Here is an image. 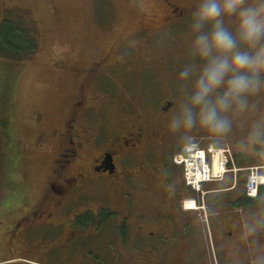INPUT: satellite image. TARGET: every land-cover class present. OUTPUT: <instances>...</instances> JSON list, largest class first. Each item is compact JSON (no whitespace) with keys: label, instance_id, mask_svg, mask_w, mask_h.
I'll list each match as a JSON object with an SVG mask.
<instances>
[{"label":"rangeland","instance_id":"1","mask_svg":"<svg viewBox=\"0 0 264 264\" xmlns=\"http://www.w3.org/2000/svg\"><path fill=\"white\" fill-rule=\"evenodd\" d=\"M172 1L171 5L177 4L176 8L180 11L186 10L183 15H179L178 10L171 19V5L167 0H0V31L5 23L14 26L26 32L37 47L33 53H28L29 59L23 60L20 58L21 53H17L19 50L9 49L0 36V144L4 145L0 146L3 152L9 151L13 147L15 135L21 138L25 150L19 174L14 173L13 177L19 184L17 187H23L21 182L24 184L22 206L16 212L4 216L2 221L14 219L20 208L28 209L42 194L47 197L51 194L46 183L51 163L59 154L60 143L50 139V135L54 129H61L64 121L69 119L71 104L77 96L76 75L89 68L93 62L106 57L113 63L120 62L116 68L104 70L115 73L102 74V80L94 83V89L91 88L90 80L94 74L89 78L87 93L84 94L97 99V115L114 119L116 124L121 120L130 122L136 116L145 122L153 120L163 124L172 116L175 108L168 111L163 109L168 102L175 105L181 96V89L190 86L178 82L177 76L182 67L191 61L188 55L192 38L189 26L191 13L197 7L198 0ZM28 51L25 49L24 52ZM149 92L156 93L158 99L144 97ZM94 113L89 115L93 117L90 123L96 120ZM146 113L148 116H145ZM38 115L42 118L40 123L36 122ZM261 117H264V106L258 111L250 109L234 120L232 131L220 140L211 139L194 129L192 139L180 148L195 143L207 148H222L225 144L232 149L238 146L239 150H233L247 155V161L254 163L252 160L257 159V156H264V145L257 143L262 146V149L257 150L256 144L248 140V135L253 123ZM41 136L46 142L39 147L37 144ZM168 136L174 144L181 140L178 133ZM177 158L176 155L174 163L179 166ZM161 162L163 164V159ZM253 166L261 164L249 167ZM169 174L174 176V180H182L174 170L169 171ZM129 181L132 182V178L121 185L126 187ZM88 193L89 203L107 201L108 206L124 215L125 194L133 191L126 192L116 187L115 191L114 188H104ZM146 194L145 190H135L133 204L136 203L135 198L142 199ZM214 194L210 193L206 198H202L201 194L198 209L186 211L191 220L196 217L199 219L196 231L201 229L199 236L196 233L187 237L185 232L172 227L162 229L160 221L155 220L160 229L152 245L154 249L168 247L171 253L170 256H160L162 258L156 261L158 264H251L254 257H264V250L259 247L264 245V229H260L254 237H248V240L244 238L243 227L253 219H264V204L260 212L250 217L244 212L214 209ZM191 200L194 199L185 197L184 205ZM209 207L214 210L212 222ZM1 220L0 264H89L85 261L74 263L73 255L63 257L61 253L41 249L40 242L44 240L47 244L49 237L37 231L30 235L31 245L23 248L18 241L13 248L9 242L13 237L7 239L8 226ZM132 221L133 225H139L137 219ZM231 222L237 223L233 230L234 237L227 235ZM139 237L137 245L140 248L136 253L134 240L125 244L118 236L111 237V249L104 245L101 262L95 259L96 264H129L134 259L146 261L144 258H151L152 255L143 254L147 252L142 247L147 240L143 236ZM191 247L193 250L188 251Z\"/></svg>","mask_w":264,"mask_h":264},{"label":"flooded vegetation","instance_id":"2","mask_svg":"<svg viewBox=\"0 0 264 264\" xmlns=\"http://www.w3.org/2000/svg\"><path fill=\"white\" fill-rule=\"evenodd\" d=\"M167 1L169 5L173 2ZM176 7L175 3L171 5L170 18L175 17L179 10ZM185 10H179V15H183ZM119 63H113L107 57L102 58L76 75L77 96L71 104L70 117L64 121L61 129H54L50 135V139L60 143L59 154L51 163V172L46 183L51 194L48 197L42 194L32 205H27L28 209L20 208L14 219L2 221L8 226L7 239L13 237L9 241L11 247L14 248L18 241L23 248L31 245L30 235L37 231L49 237L47 244L44 240L40 242L41 249L61 253L63 257L73 255L74 263L85 261L90 264L92 261L96 264V260L101 259L104 245L111 249V237L118 236L125 244L134 240L136 253L140 248L137 240L139 236H143L147 240L145 246H142L147 252L143 254L152 256L144 258L146 261L131 260L129 264H158L156 261L162 258L160 256H170L171 253L168 247L154 249L152 245L153 239L158 236L157 230L160 229L155 224L156 219L160 221L162 229L172 227L185 232L187 237L192 229L199 227V219L196 217L191 220L186 211L197 210L201 200L196 198V203L191 200L185 208L183 200L191 192L182 180H174V176L169 174L173 170L176 174L184 173L176 167H170L168 160L171 154L185 151L187 147H180L190 141L181 139L177 144L173 143L168 136L170 132L167 127L171 117L163 124L153 120L145 122L138 116L130 122L121 120L116 124L114 119L97 115V99L84 94L87 93V83L90 80L91 88L94 89V83L102 80V74L115 73L104 70L116 68ZM94 66L97 68L93 69ZM92 74L94 75L89 80ZM170 108H174V104L168 102L163 110L168 111ZM92 112H95L96 120L90 123L92 116L89 115ZM41 119V115H38L36 122L40 123ZM178 134L180 137L183 135L180 132ZM45 142L46 139L41 136L37 145L42 147ZM162 159L163 164L166 165L167 162L169 167L162 164ZM127 176L132 178V182L129 181L124 187L121 184L130 179ZM116 187L126 192L133 191L125 194L124 215L108 206L107 201L88 202L89 191L104 188H114L115 191ZM135 190H145L147 194L142 199L135 198L134 205L132 198L135 197ZM217 191L223 192L221 189ZM136 219L138 226L133 225L132 220ZM235 223L228 225L227 235L230 237H234ZM190 250L193 247L188 248Z\"/></svg>","mask_w":264,"mask_h":264},{"label":"clouds","instance_id":"3","mask_svg":"<svg viewBox=\"0 0 264 264\" xmlns=\"http://www.w3.org/2000/svg\"><path fill=\"white\" fill-rule=\"evenodd\" d=\"M189 31L191 61L177 80L190 86L181 89L168 131L191 140L195 129L220 140L232 131L236 118L264 106V0H198ZM248 140L264 145V117L253 123ZM257 195L254 187L249 196ZM243 227L245 239L254 237L264 229V219ZM259 247L264 250V245ZM262 261L264 257L256 256L251 264Z\"/></svg>","mask_w":264,"mask_h":264},{"label":"trees","instance_id":"4","mask_svg":"<svg viewBox=\"0 0 264 264\" xmlns=\"http://www.w3.org/2000/svg\"><path fill=\"white\" fill-rule=\"evenodd\" d=\"M4 27H2L0 31V36L5 42L6 45H8V48L10 49H17L20 54V58L23 60H27V58L30 54L33 53L36 50V43L33 42L27 35L26 32L20 31L18 28H15L14 26H10L9 24L5 23L3 24ZM22 35L24 38H22ZM2 42V41H1ZM25 49H28V52H24ZM25 56V57H24ZM177 95V93H175ZM144 97L151 100L152 97L155 99H158L156 93L149 92L145 93ZM145 101V100H144ZM145 104V102H143ZM168 104V103H167ZM147 105H142V107H145ZM147 111V110H146ZM144 111V112H146ZM145 116H148L147 113ZM13 147L8 151L6 150L3 152V148L0 146V220L4 216H8L10 212H16V210L22 206L23 198H24V184L21 182L23 187H17L16 181L14 177V173L19 174L18 169H21L22 160L25 153L23 144L21 145V138H18V136H13ZM188 143V142H186ZM4 146L3 144H0ZM6 145V144H5ZM207 148V147H203ZM256 149L260 150L262 149V146L256 144ZM179 152V153H183ZM178 153V152H177ZM176 153L171 154V158L168 160V165L170 167H176L177 169L183 171L182 168H178V166L173 161V156H175ZM234 156H235V162L240 169H245L249 167L252 164H261V166H264V156H257V159L252 160V162H248L247 159L249 157L247 155L243 156L242 153H238L234 150ZM166 162V166L169 167ZM180 178L184 181L183 178V172L178 173ZM248 172L246 171H240L237 175V184L236 187L232 190H229L232 188L234 183L233 174L230 173L226 176V179L223 182H217V183H207L203 186V192H209V191H215L217 189L224 190V193H215L214 199L212 202L213 208H225L229 212H244L245 214L251 215L256 214L260 212L262 204H264V187L260 188L259 195L256 199H250L246 196L245 193V183L247 180ZM24 188V189H23ZM191 194L187 197H191L193 199H200V194L193 191L191 188L187 187ZM209 195V194H207ZM205 196V198L207 197ZM213 208L209 207V214H210V222H212V216H213ZM2 222V220H1ZM201 228V226H200ZM198 229V228H197ZM197 229H192L190 231V236L198 233V236L201 234V229H199L198 232ZM250 240V238H248Z\"/></svg>","mask_w":264,"mask_h":264},{"label":"built area","instance_id":"5","mask_svg":"<svg viewBox=\"0 0 264 264\" xmlns=\"http://www.w3.org/2000/svg\"><path fill=\"white\" fill-rule=\"evenodd\" d=\"M187 151L191 156V158H188L190 163H186L190 169L184 174V179L186 184L194 190H201L203 184L207 182H222L224 181L225 176L229 173H232L235 176L236 181L238 172L243 170L248 172V178L245 185V191L248 198H256L249 196V192L254 187L258 188L259 194L260 188L264 186V183H254L258 178L264 179V166H253L246 169H239L236 165L234 154L228 146L222 148L217 146L203 148L199 143H195L187 148ZM217 155H219V158L215 159ZM216 160H218V162H216ZM215 162L217 163V168ZM235 183L233 188L235 187Z\"/></svg>","mask_w":264,"mask_h":264},{"label":"bare ground","instance_id":"6","mask_svg":"<svg viewBox=\"0 0 264 264\" xmlns=\"http://www.w3.org/2000/svg\"><path fill=\"white\" fill-rule=\"evenodd\" d=\"M192 145H190V146H187V148H189V147H191ZM176 155L177 156H181V157H179L178 159H177V162H178V164H180L179 166H178V168H182L183 170H184V168H185V171H184V173H183V178L185 177L184 176V174L185 173H187V171H189V167L187 166V164L186 163H190V161L188 160V158L190 157L191 158V156L189 155V152L188 151H184L183 153H176ZM175 155V156H176ZM175 156H173V161H174V157ZM219 158V155H217L216 157H215V159H218ZM216 162H218V160H216ZM215 162V164H216V168H217V163Z\"/></svg>","mask_w":264,"mask_h":264},{"label":"crops","instance_id":"7","mask_svg":"<svg viewBox=\"0 0 264 264\" xmlns=\"http://www.w3.org/2000/svg\"><path fill=\"white\" fill-rule=\"evenodd\" d=\"M226 146H229L228 144H225ZM230 147V146H229ZM231 149H232V147H230ZM233 149H240L238 146H235V147H233ZM232 149V151H233V153H234V150ZM237 165V164H236Z\"/></svg>","mask_w":264,"mask_h":264}]
</instances>
